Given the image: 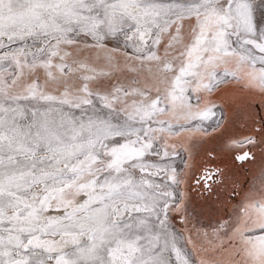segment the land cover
I'll use <instances>...</instances> for the list:
<instances>
[{
  "label": "snow or ice",
  "instance_id": "6c2138e0",
  "mask_svg": "<svg viewBox=\"0 0 264 264\" xmlns=\"http://www.w3.org/2000/svg\"><path fill=\"white\" fill-rule=\"evenodd\" d=\"M0 264H264V0H0Z\"/></svg>",
  "mask_w": 264,
  "mask_h": 264
},
{
  "label": "rangeland",
  "instance_id": "374dc122",
  "mask_svg": "<svg viewBox=\"0 0 264 264\" xmlns=\"http://www.w3.org/2000/svg\"><path fill=\"white\" fill-rule=\"evenodd\" d=\"M237 169H234V171ZM247 173V170H244V172H240L237 173V175H239L241 177V179H243V176ZM197 173L194 171L193 173V178H195V175ZM221 196L226 195V193L221 192L220 193ZM215 199V197L213 198ZM204 202L200 201L198 198H194L193 203L190 205L189 207V211L192 212L193 215H196V209H198ZM209 204L211 203V201L208 202ZM197 219H200L199 217H197Z\"/></svg>",
  "mask_w": 264,
  "mask_h": 264
},
{
  "label": "trees",
  "instance_id": "16d2710c",
  "mask_svg": "<svg viewBox=\"0 0 264 264\" xmlns=\"http://www.w3.org/2000/svg\"><path fill=\"white\" fill-rule=\"evenodd\" d=\"M237 173H240V170H235L233 169V174L237 175Z\"/></svg>",
  "mask_w": 264,
  "mask_h": 264
}]
</instances>
